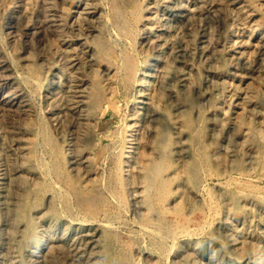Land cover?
I'll use <instances>...</instances> for the list:
<instances>
[{
    "label": "rangeland",
    "instance_id": "374dc122",
    "mask_svg": "<svg viewBox=\"0 0 264 264\" xmlns=\"http://www.w3.org/2000/svg\"><path fill=\"white\" fill-rule=\"evenodd\" d=\"M156 1L0 0V264H264V0Z\"/></svg>",
    "mask_w": 264,
    "mask_h": 264
},
{
    "label": "bare ground",
    "instance_id": "6f19581e",
    "mask_svg": "<svg viewBox=\"0 0 264 264\" xmlns=\"http://www.w3.org/2000/svg\"><path fill=\"white\" fill-rule=\"evenodd\" d=\"M48 1V0H47ZM87 1V0H86ZM151 1V0H150ZM156 1V0H155ZM45 2V1H44ZM157 2V1H156ZM243 2V1H242ZM241 2V3H242ZM153 3H155V2H153ZM49 4V3H48ZM148 4V3H147ZM147 4H145L144 6H146ZM150 4V3H149ZM240 4V3H239ZM50 5V4H49ZM65 5H67L66 3H65ZM85 5V4H84ZM89 5V4H88ZM236 5V4H235ZM5 6V5H4ZM8 6V5H7ZM45 6V5H44ZM68 6V5H67ZM46 7V6H45ZM82 7V6H81ZM87 7V6H86ZM147 8H146V15H149V14H147V12L149 13L150 11L149 10H151V8H149V6H146ZM245 7V6H244ZM5 8H6V6H5ZM65 8V7H64ZM68 8V7H67ZM155 8V7H154ZM240 8V7H239ZM8 9V8H7ZM45 9V8H44ZM51 9H53V7L51 8ZM66 9V8H65ZM75 9H77V8H75ZM83 9V8H82ZM88 9V8H87ZM236 9H237V7H236ZM235 9V10H236ZM6 10V9H5ZM46 10V9H45ZM80 10V9H79ZM86 10V9H85ZM91 10V9H90ZM152 10H153V8H152ZM155 10V9H154ZM49 11V10H48ZM54 11V10H53ZM53 11H51L50 13H52ZM88 11V10H87ZM237 11H238V9H237ZM236 11V12H237ZM8 12H11V11H8ZM47 12V11H46ZM91 12V11H90ZM153 12V11H152ZM151 12V13H152ZM77 13V12H76ZM53 14V13H52ZM52 14L51 15H49L48 16V18L51 16V17H53L54 16V14H53V16H52ZM58 14V13H57ZM85 14V13H84ZM94 14V13H93ZM239 14H240V12H239ZM74 15V14H73ZM92 15V14H91ZM57 16V15H56ZM56 16H54V17H56ZM144 16V15H143ZM152 16V15H151ZM150 16V17H151ZM47 17V16H46ZM50 17V18H51ZM58 17H60L59 16V14H58ZM57 17V18H58ZM148 17V16H147ZM149 17V18H150ZM238 17H239V15H238ZM240 18V17H239ZM248 18V17H247ZM73 19V18H72ZM241 19V18H240ZM56 19H54V20H52V21H55ZM58 20V19H57ZM59 21H60V18H59ZM59 21H58V23H59ZM72 21V20H71ZM49 23V22H48ZM52 23V22H51ZM55 23V22H54ZM148 23V22H147ZM4 25V24H3ZM6 25V24H5ZM51 25V24H50ZM52 25H54L53 23H52ZM55 25H57V21H56V24ZM55 25H54V27H55ZM147 25V24H146ZM143 27V26H142ZM233 38V37H232ZM232 40V39H231ZM234 41V40H233ZM231 43H233L232 41H230ZM60 43V42H59ZM228 44H230V43H228ZM67 46V45H66ZM227 47H229V45L227 46ZM233 52H234V50H233ZM230 53V52H229ZM77 55V54H76ZM229 55V54H228ZM231 55V54H230ZM233 55V54H232ZM73 57V56H72ZM230 58V57H229ZM231 59V58H230ZM65 60V59H64ZM2 62V59L0 58V63ZM63 62H65V61H63ZM67 62V61H66ZM4 63V62H3ZM6 64V63H5ZM7 65V64H6ZM77 65H78V63H77ZM3 66H5V65H3ZM7 67V66H6ZM76 67V66H75ZM67 68V67H66ZM102 68V67H101ZM0 69H1V67H0ZM4 69V68H3ZM106 69V68H105ZM6 70V69H5ZM54 71V70H53ZM71 71V70H70ZM74 71V70H73ZM2 72V71H1ZM102 72V71H101ZM57 73V72H56ZM76 73V72H75ZM2 74H6L4 71H3V73ZM55 74V73H54ZM76 75H78V74H76ZM76 75L75 76H72V77H76ZM4 76V75H3ZM8 78V77H7ZM1 79V78H0ZM81 79V78H80ZM107 79V78H106ZM248 79V78H247ZM246 80V79H245ZM6 81V80H5ZM4 82V81H3ZM78 82V81H77ZM247 82V81H246ZM246 84H249V83H246ZM245 84V85H246ZM56 85V84H55ZM247 86V85H246ZM51 87V86H50ZM55 87V86H54ZM72 87V86H71ZM76 88V87H75ZM74 88V89H75ZM109 88V87H108ZM14 89H16V87L14 88ZM56 89V88H55ZM80 88L78 87V90H79ZM106 89H107V87H106ZM49 90V89H48ZM57 90V89H56ZM56 90H55V93H56ZM74 92H75V90H73ZM51 92V91H50ZM54 92V91H53ZM14 94V93H13ZM24 94V93H23ZM48 94V93H47ZM54 94V93H53ZM60 94V93H59ZM69 94H70V92H69ZM72 94V93H71ZM239 94V93H238ZM242 94V93H241ZM16 95V94H15ZM243 95H245V94H243ZM19 96V95H18ZM24 95H22V98H25V97H23ZM54 96H56V97H58V94L56 95H54ZM73 102L77 105L82 99L80 98V97H82V95H79V93H77V94H74L73 93ZM79 97V98H78ZM248 97V96H247ZM10 98H12V97H10ZM47 98H48V96H47ZM78 98V99H77ZM239 98L240 99H242V101H243V105L245 106V107H247V108H249L248 106L250 105V103H249V101L246 99V97L244 98V97H242L241 95L239 96ZM13 99V98H12ZM15 99V98H14ZM21 99V98H20ZM52 99H54V98H52ZM85 99V98H84ZM238 99V98H237ZM9 101H10V99H8ZM7 100V101H8ZM13 101V100H12ZM19 101V100H18ZM17 101V102H18ZM26 101V100H25ZM24 101V102H25ZM48 102H50L51 101V99H50V101L49 100H47ZM254 101V100H253ZM53 102V101H52ZM71 102V101H70ZM240 102V101H239ZM19 103V102H18ZM21 103H23V102H21ZM73 103V104H74ZM84 103V102H83ZM83 103H81V106L83 105ZM254 103V102H253ZM50 104V103H49ZM53 104H54V102H53ZM53 104H52V106H53ZM72 104V103H71ZM55 105H56V103H55ZM58 105V104H57ZM254 105V104H253ZM11 106V105H10ZM51 106V105H50ZM80 106V107H81ZM86 106V105H85ZM84 106V107H85ZM57 107V106H56ZM77 107H78V105H77ZM74 108V107H73ZM76 108V107H75ZM57 109V108H56ZM86 109V108H85ZM85 109H83L82 108V110H85ZM59 110V109H58ZM240 110V109H239ZM51 111V110H50ZM56 112V111H55ZM241 112H242V109H241ZM241 112H240V114H241ZM54 113V112H53ZM80 113H82V112H80ZM51 114H52V112H51ZM74 114H76V113H74ZM84 114V113H83ZM82 115V114H81ZM80 115V116H81ZM234 115H235V117L237 116L235 113H234ZM76 117H77V114H76ZM78 118V117H77ZM84 117H82L81 119L82 120H84L83 119ZM237 119L239 118V116H237L236 117ZM81 119L79 120V119H77V120H79V121H81ZM235 119V118H234ZM233 119V120H234ZM86 120H87V118H86ZM95 120V119H94ZM226 120V119H225ZM224 120V121H225ZM236 120V119H235ZM93 121V120H92ZM91 120H90V122H92ZM86 122V121H85ZM87 122H88V120H87ZM86 122V123H87ZM81 123H83V122H81ZM231 124V123H230ZM83 125H85V123L83 124ZM232 125V124H231ZM88 126V125H87ZM86 126V127H87ZM231 127V126H230ZM232 128H233V131L237 134V135H240L241 136V128L242 127H240V125H238V124H233L232 125ZM243 130L245 131V129L243 128ZM243 136V135H242ZM244 138V140H245V138L246 137H243ZM244 140H242V141H244ZM68 143V142H67ZM127 146V145H126ZM127 147H129V146H127ZM127 150V149H126ZM225 151V150H224ZM232 151V150H231ZM127 152V151H126ZM233 152V151H232ZM223 154H224V156H225V154H226V151H225V153L223 152ZM223 154H221V155H223ZM229 158H230V155L231 154H226ZM234 156V155H233ZM77 157V156H76ZM235 157V156H234ZM233 157H231V159H232ZM230 160V159H229ZM79 161V160H78ZM166 161V159H163L162 161H161V163H164ZM150 179L151 180H155L156 179V177H155V175L154 176H152V177H150ZM86 183V182H85ZM84 182H83V184H85ZM163 187V189H166V185L164 184V185H161V188ZM224 197H225V200H226V203L225 204H227V207H228V209L229 210H232V209H234V206H235V202H234V200H233V196L231 195V193L230 192H225L224 193ZM159 200H161V201H163L164 199L161 197ZM17 202V201H16ZM92 203H94V201H91ZM243 204V203H242ZM245 204V203H244ZM32 207H33V204H31L30 202H29V199H28V196H26V197H24V201H23V203H20V201L17 203V205H15V207H14V210L12 211L13 213H14V218H13V227L15 228V227H17V225L19 224V223H21V218H24V219H26L27 218V226H30L31 225V220H30V218L28 217V213H29V211L32 209ZM225 207V206H224ZM231 214V213H230ZM241 219V218H240ZM231 220V219H230ZM242 220V219H241ZM232 221V220H231ZM234 222V221H233ZM237 223V222H236ZM241 223V222H240ZM242 224V223H241ZM239 225V224H238ZM250 226V225H249ZM247 229V228H246ZM53 232V231H52ZM43 237V236H42ZM41 238V237H40ZM251 239V238H250ZM43 240V239H42ZM248 240V239H247ZM41 241V239L39 240V242H38V251H40L41 250V248L42 247H44V245H45V243H41L40 242ZM108 241H109V237H108ZM45 242H46V240H45ZM114 242H116V241H114ZM47 243V242H46ZM48 244V243H47ZM107 247L105 248V251L107 250V249H109L108 247H109V243L107 242ZM241 245V244H240ZM36 247V246H35ZM98 247V246H97ZM239 247V246H238ZM247 247V246H246ZM248 247H250V246H248ZM242 249V248H241ZM37 251V252H38ZM93 252V251H92ZM33 258V257H32ZM34 260V259H33ZM35 261V260H34ZM124 261H125V259L124 258H122V260H120V264H124ZM105 264V263H104Z\"/></svg>",
    "mask_w": 264,
    "mask_h": 264
}]
</instances>
